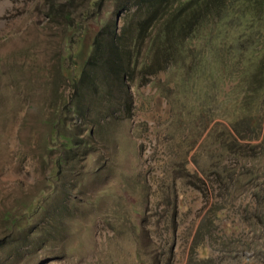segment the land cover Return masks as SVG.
<instances>
[{"label": "rangeland", "instance_id": "374dc122", "mask_svg": "<svg viewBox=\"0 0 264 264\" xmlns=\"http://www.w3.org/2000/svg\"><path fill=\"white\" fill-rule=\"evenodd\" d=\"M88 1L0 0V264H264L254 180L228 192L204 175L216 155L241 173L260 169L215 141L225 134L216 123L233 116L228 83L215 81L225 93L214 92L225 105L218 111L213 90L202 98L211 83L199 76L136 70L127 102L114 81L107 97L81 99L85 115L72 112L70 86L53 68L65 24L81 20L84 41L92 35ZM55 120L91 147L57 177V152L44 146ZM258 143L243 150L258 152L250 146ZM36 200L48 207L44 216L32 213L29 224L8 233L2 215L15 206L19 218Z\"/></svg>", "mask_w": 264, "mask_h": 264}, {"label": "trees", "instance_id": "16d2710c", "mask_svg": "<svg viewBox=\"0 0 264 264\" xmlns=\"http://www.w3.org/2000/svg\"><path fill=\"white\" fill-rule=\"evenodd\" d=\"M84 17L95 24L92 35L84 41L81 20L65 24L62 54L53 68L57 80L63 78L70 86L72 112L85 115L81 99L98 93L107 97L114 81L127 102L130 95L126 83L136 70L152 74L170 68L184 78L195 80L199 76L202 82L211 83L204 86L202 98L207 101L213 90L212 101L218 111L225 105L214 92L229 93L233 116L229 123H216L225 134H218L215 141L229 157L242 164L255 160L260 169L250 167L241 173L220 164L223 157L216 155L213 169L204 170V175L207 178L211 172L228 192L254 180L252 185L260 195V225L264 228V0H89ZM215 81L228 83L225 93ZM47 124L51 126L49 142L44 146L51 148L52 144L57 152L52 173L57 177L58 168L60 174L67 165L81 162L91 147L64 122ZM256 139L259 143L250 146L254 149L258 145V152L243 150ZM184 176L197 175L186 172ZM196 190L201 192L199 186ZM35 203L19 218L18 208L11 207L2 215L3 228L11 233L13 228L20 229L21 223L29 224L32 213L43 217L48 207L41 200ZM47 233V229L39 230L44 240Z\"/></svg>", "mask_w": 264, "mask_h": 264}]
</instances>
